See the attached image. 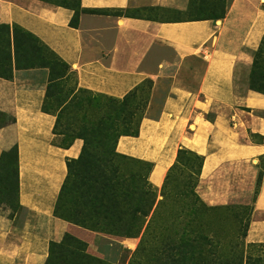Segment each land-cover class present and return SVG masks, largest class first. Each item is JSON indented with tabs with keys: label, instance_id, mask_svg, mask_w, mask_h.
Masks as SVG:
<instances>
[{
	"label": "crops",
	"instance_id": "1",
	"mask_svg": "<svg viewBox=\"0 0 264 264\" xmlns=\"http://www.w3.org/2000/svg\"><path fill=\"white\" fill-rule=\"evenodd\" d=\"M190 0H79L74 10L0 0V23L33 34L73 72L76 85L121 98L146 79L169 77L156 117L144 116L136 135H120L119 153L152 163L148 179L160 187L177 149L203 157L195 186L208 205L246 203V242H264V93L249 88L253 52L264 36V0H231L218 19L171 17ZM121 11V12H119ZM46 67L13 68L0 76V156L17 151V203L0 211V264H44L50 241L67 222L54 213L82 140L54 142L56 116L42 109ZM259 182H258V175ZM257 188V191H256ZM256 191V192H255Z\"/></svg>",
	"mask_w": 264,
	"mask_h": 264
},
{
	"label": "trees",
	"instance_id": "2",
	"mask_svg": "<svg viewBox=\"0 0 264 264\" xmlns=\"http://www.w3.org/2000/svg\"><path fill=\"white\" fill-rule=\"evenodd\" d=\"M199 1L202 4L198 7V16L193 19L221 18L231 2L229 0L223 7L222 5L216 7L215 0ZM62 2H70V0H62ZM62 2L56 5L66 6L74 10L70 24L75 26L81 10L80 5H78V9ZM193 2L195 0H190L188 11L193 8ZM203 3H206V6ZM12 25L10 33L7 32L9 33L8 37L0 38L3 60H6L7 63L13 59L16 67L22 63L24 68L46 67L48 69V83L42 109L55 114L54 128H56L60 124L61 115L47 109L45 100L49 96V89L53 81H59L68 72L72 74L73 72L66 62L33 34L17 24ZM4 28L8 30V25L0 24V32H5ZM24 34L42 44L50 53L51 59L40 53V47L35 42L31 44V50L27 49L29 44L25 40ZM141 83L121 98L104 95L109 100L103 111L108 115L114 114L110 120L96 126H89V121L85 123H79L75 119L68 121L69 125L72 126L70 131L77 132L79 137L83 139V143L78 156L66 160L67 173L57 200L61 198L62 191L72 179L75 165L85 166L88 162H98L96 167H80L84 171L83 178L89 187L88 204L93 207L92 213L83 215L84 217L80 221L84 225L86 224L88 228L93 229L94 227L104 233H113L121 237L139 236L130 264H264L262 248L264 242H243V247L239 248L232 245V242L220 240L218 222L212 218L211 213L226 210L228 204L208 205L196 195L197 193L194 196L192 189L188 190L190 188L195 189L197 184L203 162L201 155L185 147L178 148L175 161L168 168L161 184V198L156 199L153 186L148 179L152 163L145 161L148 167H132L130 173L124 176L120 172L119 167L121 165L118 159L133 160L134 157L103 150L104 143L114 132L116 139L120 135L137 134L142 118V107L140 109L139 103H133L132 97L138 91ZM248 85L249 88L264 93V36L261 37L253 52ZM128 104L130 107H125ZM138 109L140 110L139 113L136 112ZM116 111L124 113L115 117ZM134 117L133 127L126 128ZM118 126H123V129L118 131ZM12 149L15 151L17 164L15 146L3 152L0 161ZM189 158L193 161L190 162ZM135 161L139 162L141 159L136 158ZM183 162L187 165L186 170L176 173L177 169L180 168L177 166ZM259 177L260 174L258 175V182ZM17 185L16 167V200ZM183 191L184 193H182ZM179 193L181 194L177 195ZM138 200L141 201V206H139L143 216L141 219H138L134 214L137 210L135 204ZM60 241L49 242L48 255L44 264L55 263L58 249H63V242ZM247 246H257L259 252L249 253L245 250ZM78 258L91 264H112L88 253L74 254L71 250L64 252L61 261L63 260L62 264H80Z\"/></svg>",
	"mask_w": 264,
	"mask_h": 264
},
{
	"label": "rangeland",
	"instance_id": "3",
	"mask_svg": "<svg viewBox=\"0 0 264 264\" xmlns=\"http://www.w3.org/2000/svg\"><path fill=\"white\" fill-rule=\"evenodd\" d=\"M19 2L25 3L28 0H17ZM45 4L56 5L61 3L62 0H39ZM212 1V0H210ZM216 7H222L228 3L229 0H215ZM68 3L70 6L79 9L78 0H70ZM207 3V2H206ZM206 3L203 5L206 6ZM202 3L199 0L193 2V8L191 11L178 15L174 12H167V16L171 17H188L194 18L198 16V7ZM197 7V9H196ZM220 9V8H218ZM4 24V23H0ZM8 25V30L4 28L5 32H0V38H7L13 25ZM19 31V30H17ZM9 32V33H7ZM25 40L28 42L27 49L31 50L32 43H36L40 47V53L51 59L48 50L39 42L31 38L30 36L24 34ZM23 62V61H21ZM5 64V65H4ZM23 64L19 63L16 67L12 60L6 63L3 60L2 51L0 47V76H11L13 68H23ZM170 78L166 77L160 80L154 88V83L150 79L144 80L139 86L138 91L132 97L133 103H139L140 109L142 107L141 116H158L162 100L167 94V84ZM130 99V98H129ZM108 100L104 95L98 93H93L89 90H84L76 85V80L74 74L68 72L61 80L53 81L49 89V96L45 100V107L50 111L60 113L61 121L60 124L54 128V142L59 145H68L76 138L83 139L79 137L77 132H71L68 121L75 119L79 123H90L89 126H96L102 124L114 114H107L103 111L104 107L108 104ZM125 107H130L126 105ZM139 109L136 112L139 113ZM124 112L116 111L115 117L120 116ZM136 116V114H135ZM134 119L128 124L126 128H132ZM142 119V118H141ZM10 118L2 113H0V125L8 122ZM123 126H118V131L122 130ZM125 129V128H124ZM129 130V129H128ZM116 138L115 132L109 139L104 143L103 150L121 154L116 150ZM96 146V145H95ZM94 146V147H95ZM93 147V148H94ZM92 148V146H91ZM130 158V157H129ZM190 162L193 160L191 158ZM120 172L126 176L133 169L132 167H148L145 161H135L130 159H118ZM194 162H196L194 160ZM98 162H88L85 166L75 165L73 175L71 180L67 183V187L62 191V196L57 200L55 204V214L63 218L67 222V229L60 242H63L62 250L58 249L57 258L54 264H62L61 258L64 252L71 250L74 254L88 253L94 257H99L105 259L112 264H130V259L133 250L136 248L139 241V236L134 237H121L113 233H104L99 229L93 227V229L88 228L86 224L82 223L83 215H88L92 213L93 207L88 204L87 194L89 187L87 182L83 178L84 171L80 167H96ZM16 154L12 149L10 150L0 161V211L5 213L7 216H11L13 212L18 209V204L16 200ZM177 167V172L186 170L187 165L179 164ZM162 186V185H161ZM161 186L154 188L156 199L161 198ZM192 189V194L195 196V189ZM90 193V192H89ZM184 193V191L182 192ZM181 193L177 194L180 195ZM197 195V194H196ZM252 198V197H251ZM250 198V200H251ZM250 200L246 203H230L228 208L222 211L212 212V218L218 223V236L223 242H232L235 247H243L242 243H247L244 237L246 232L247 224L250 219L251 206ZM137 210L134 212L136 217L141 219L142 213L139 208L141 206V201L138 200L135 204ZM151 213V212H150ZM149 213V214H150ZM81 220V221H80ZM83 224V225H82ZM263 252H264V247ZM245 250L249 253H258L257 246H247ZM80 264H91L86 263L78 258Z\"/></svg>",
	"mask_w": 264,
	"mask_h": 264
}]
</instances>
